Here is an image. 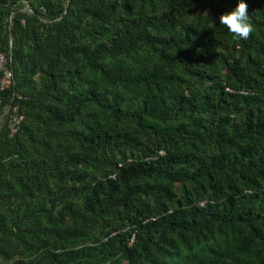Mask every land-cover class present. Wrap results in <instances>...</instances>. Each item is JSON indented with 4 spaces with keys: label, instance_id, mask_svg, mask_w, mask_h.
Instances as JSON below:
<instances>
[{
    "label": "trees",
    "instance_id": "16d2710c",
    "mask_svg": "<svg viewBox=\"0 0 264 264\" xmlns=\"http://www.w3.org/2000/svg\"><path fill=\"white\" fill-rule=\"evenodd\" d=\"M245 2L246 40L219 23L239 0H0V264H264Z\"/></svg>",
    "mask_w": 264,
    "mask_h": 264
},
{
    "label": "clouds",
    "instance_id": "9594fccd",
    "mask_svg": "<svg viewBox=\"0 0 264 264\" xmlns=\"http://www.w3.org/2000/svg\"><path fill=\"white\" fill-rule=\"evenodd\" d=\"M219 23L238 39H248L253 33V25L249 22L248 4L239 0L238 5L219 17Z\"/></svg>",
    "mask_w": 264,
    "mask_h": 264
},
{
    "label": "built area",
    "instance_id": "2783aa9c",
    "mask_svg": "<svg viewBox=\"0 0 264 264\" xmlns=\"http://www.w3.org/2000/svg\"><path fill=\"white\" fill-rule=\"evenodd\" d=\"M0 70L3 72L1 79V88L8 87L13 82V71L9 67V58L4 52L0 51ZM9 109H7L8 111ZM23 120V116L18 113V106L12 108V112L9 115V127L11 135H14ZM163 153V151H162Z\"/></svg>",
    "mask_w": 264,
    "mask_h": 264
},
{
    "label": "water",
    "instance_id": "95a60500",
    "mask_svg": "<svg viewBox=\"0 0 264 264\" xmlns=\"http://www.w3.org/2000/svg\"><path fill=\"white\" fill-rule=\"evenodd\" d=\"M11 44H13V35H12V32H11Z\"/></svg>",
    "mask_w": 264,
    "mask_h": 264
}]
</instances>
